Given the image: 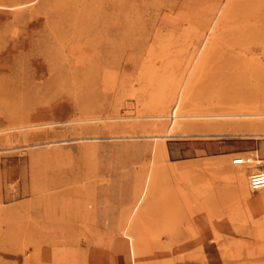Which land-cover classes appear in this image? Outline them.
Segmentation results:
<instances>
[{
    "label": "rangeland",
    "instance_id": "obj_1",
    "mask_svg": "<svg viewBox=\"0 0 264 264\" xmlns=\"http://www.w3.org/2000/svg\"><path fill=\"white\" fill-rule=\"evenodd\" d=\"M262 4L0 0V264H264Z\"/></svg>",
    "mask_w": 264,
    "mask_h": 264
},
{
    "label": "bare ground",
    "instance_id": "obj_2",
    "mask_svg": "<svg viewBox=\"0 0 264 264\" xmlns=\"http://www.w3.org/2000/svg\"><path fill=\"white\" fill-rule=\"evenodd\" d=\"M261 5V4H260ZM262 5H264V4H262ZM259 6V5H258ZM260 7V6H259ZM258 7V8H259ZM251 13L253 14V12L251 11ZM261 14H256V15H254L253 17H252V19H256V20H260L261 18L262 19H264V15H262V16H260ZM258 23V22H257ZM256 23V24H257ZM256 26V25H255ZM262 28H264V27H262ZM179 98V97H178ZM179 103H180V100L179 99H177L175 102H174V104H173V106H172V108H171V117L170 118H172L171 119V121H170V124L171 123H174V121H173V118H175V117H178L176 114H175V112H176V110L179 108ZM178 111V110H177ZM195 115V114H194ZM197 116V115H196ZM195 116V117H196ZM205 116H208V117H216V118H221V117H258V116H264V113H246V114H244V113H240V114H215V115H198V117H205ZM187 117H194L193 115H187ZM170 124H169V126H168V128H167V131L169 132L170 131V129H171V127H170ZM248 160L246 161V162H244L243 164H238L239 166H241V165H247V164H250V163H252L253 161H255V158H251V157H248V156H245ZM233 159V158H232ZM232 159H231V163H232ZM262 164H264V163H262L261 161H259V162H257L256 164H254V165H252V166H255V165H262ZM260 172H262V173H264V171H261V170H259ZM251 172V171H250ZM256 172H258V171H256ZM236 173V172H235ZM237 173H239V172H237ZM255 172H252V173H250L248 176H249V179H250V176L251 175H253ZM241 174V173H240ZM236 175V174H235ZM249 179H248V186L250 187V188H252L251 187V185H250V183H249ZM262 187H264V186H259V187H257V189H260V188H262Z\"/></svg>",
    "mask_w": 264,
    "mask_h": 264
},
{
    "label": "built area",
    "instance_id": "obj_3",
    "mask_svg": "<svg viewBox=\"0 0 264 264\" xmlns=\"http://www.w3.org/2000/svg\"><path fill=\"white\" fill-rule=\"evenodd\" d=\"M248 159L245 156H235L232 159V164L238 165L243 164ZM249 183L252 189H257L259 186H264V173L258 171L255 172L253 175L250 176Z\"/></svg>",
    "mask_w": 264,
    "mask_h": 264
},
{
    "label": "crops",
    "instance_id": "obj_4",
    "mask_svg": "<svg viewBox=\"0 0 264 264\" xmlns=\"http://www.w3.org/2000/svg\"><path fill=\"white\" fill-rule=\"evenodd\" d=\"M240 154H242V153H240ZM243 156V155H242Z\"/></svg>",
    "mask_w": 264,
    "mask_h": 264
}]
</instances>
